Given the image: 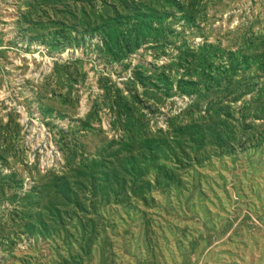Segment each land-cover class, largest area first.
<instances>
[{
	"label": "rangeland",
	"instance_id": "1",
	"mask_svg": "<svg viewBox=\"0 0 264 264\" xmlns=\"http://www.w3.org/2000/svg\"><path fill=\"white\" fill-rule=\"evenodd\" d=\"M0 264H264V0H0Z\"/></svg>",
	"mask_w": 264,
	"mask_h": 264
}]
</instances>
